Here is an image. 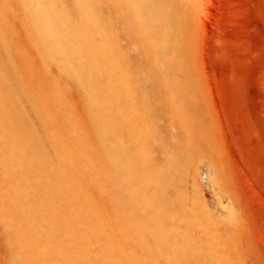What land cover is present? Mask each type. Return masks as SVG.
Segmentation results:
<instances>
[{"label": "rangeland", "instance_id": "1", "mask_svg": "<svg viewBox=\"0 0 264 264\" xmlns=\"http://www.w3.org/2000/svg\"><path fill=\"white\" fill-rule=\"evenodd\" d=\"M77 1L84 3L19 0L17 14L14 5L8 19L2 15L10 28L15 27L12 35L27 40L31 56L26 57L34 61V68L40 67L48 77H61L63 98L49 111L46 122L52 125H46L22 95L0 107V151L3 138H25L36 132L39 152L45 154L40 165L37 160L28 166L26 156L37 151L15 148L7 153L12 165L0 164V264H71L65 257L77 259L78 264H106V254L100 249L108 240L115 245L112 260L118 264H264V0H166L173 23L162 25L164 35L152 45L161 58L158 64L152 54H145L150 45L142 37L153 27L143 25V18L136 19L139 0H95L93 17L100 32L91 33L89 39L97 47H112L119 68H126L111 71L101 58L92 69L100 73L94 92L83 77L91 68L82 65L77 44L61 18L52 14L64 9L71 22L77 23ZM33 17L48 21L55 31L49 30L53 36L45 42L53 50L50 55L34 47ZM2 30L0 25V34ZM8 42L0 35V64L11 59ZM4 74L0 66V77ZM11 87L12 92L16 90V85ZM32 90L35 99L43 102L55 86L47 82ZM107 94L129 99L142 121L144 109L156 107L153 136L144 143L145 154L143 139L129 149L134 159L120 151L119 134L112 132L111 120L97 122V131L88 128L91 134H104L106 141L99 147L107 157L114 152L121 164L130 163L133 167L128 171L83 162L93 157L87 148L90 144L83 139L87 131L83 124L90 111L94 120L99 115L97 110H88L89 102H100ZM159 94L172 104L175 117H165L160 111ZM196 129L198 134L201 129L197 158L185 165L180 155L189 152L186 138L196 134ZM53 142L61 145L59 150ZM96 154L105 158L100 151ZM144 166L160 174L168 171L171 189L167 226L172 229L163 230L167 235L150 230L157 239L166 240L150 248L143 245V227L149 228L154 216L148 213L143 220V185L137 189L138 177L129 179L134 172L143 175ZM55 167L68 169L89 199L93 198L82 215L76 214L75 195L51 184ZM111 169L118 178L112 177ZM145 187L152 190L156 182ZM117 209H123L122 228L117 222L106 224L110 214L101 215ZM60 211L72 227L56 226L51 235L44 236L46 244L36 241L33 231L42 228L45 219L59 217ZM128 212L142 228L140 236L128 226ZM63 241L68 245L61 248Z\"/></svg>", "mask_w": 264, "mask_h": 264}, {"label": "bare ground", "instance_id": "2", "mask_svg": "<svg viewBox=\"0 0 264 264\" xmlns=\"http://www.w3.org/2000/svg\"><path fill=\"white\" fill-rule=\"evenodd\" d=\"M44 1L46 4H48V0H44ZM109 1L111 2V0ZM117 1L119 2V0ZM121 1L128 2L130 0H121ZM76 4H77L76 6L78 7L79 14H80L79 15L78 13H76L77 15H79V21L78 22L76 21L77 23L71 22L70 18L68 17L67 11H64V9L63 11H61V13L57 12V13H52V14H55L57 17L59 16L61 18V21L64 23V28L71 34V40H73V42L77 44L79 48L78 49L79 54L82 55V65L87 66L88 68H91V70L86 72L83 75V77H84V81L88 85L87 86L88 90L93 91L95 84L97 83V80L99 79L100 73L92 69H96V65L101 58L106 60L111 71L120 70L121 68L124 67L123 66L124 64H122L123 67L119 68V65H120L118 63L119 60H118V57L116 56V53L112 51L111 49L112 47L110 48V50L107 47H104V48L97 47L89 39V37L91 36V33H94L97 30H99L100 32L99 22L97 21V19H94L95 0H84V3L77 1ZM18 5H19V0H0V25L3 27L2 31H4V32L1 31L2 34L0 35L3 39L10 41L8 43H9V47L11 50V59L8 60L6 58L0 64L1 68L3 69V72H5V74L2 77H0V107H4L6 104L10 102H14L16 98L22 95L27 98L28 102L30 103V106L32 105L33 110L36 111L40 116H42L43 120L42 119L41 120L44 121L46 125H52L53 122L51 121L46 122V120H47V116L50 115V112H49L50 109L59 105V103L62 101L63 91L60 88V85H61L60 82H62V80L60 76L54 77L53 75H50L51 77H48L49 74H47L46 71L42 72L41 68L38 66L34 68V65H35L34 61L32 63V61L28 60L26 57V56H31L29 55L30 45L27 43V40L24 39L25 38L24 36L22 38L21 35H17L16 32L14 36L12 35L11 29L13 28L15 29V27H13L14 25L12 24L13 28H10L9 24L11 23L8 21H5L3 16L4 14L8 15L9 14L8 12H10L13 6H14L13 9H15V11L14 10L13 11L17 14L16 9L18 8ZM134 14L138 21L139 19L143 18V25H146V26L148 25L149 27H153V30H151L152 32L147 30L145 35L142 38H143V41L147 43V45H150L149 51L146 52L145 54L147 53H149L150 55L152 54V56H154L155 58L156 64H158L161 61V58L158 55H156L155 51L152 48V45L154 42L157 41L158 37L164 35V26L162 25L167 26L173 23L171 11H166V0H139V4L136 5ZM8 17L9 15L6 18L8 19ZM96 18L98 17L96 16ZM30 22L34 27L32 30V33L33 32L36 33V36H37V41L34 43V47L38 50H44L45 53H48V54L52 53L53 50L48 48L47 47L48 45L45 44V42L50 41L49 38L53 36L49 33V30L52 33H55L51 24L48 21L46 23L44 20L37 19L35 17H33ZM21 47L23 48L21 49ZM71 54H73V52L71 53L68 52V55H71ZM30 67L33 69H31ZM125 68L126 67H124V69ZM59 80L61 81L59 82ZM9 82H11L10 83L11 85H16L15 91L12 92L13 88L11 87ZM47 82H50L51 84L53 83V85L55 86V91L52 95L45 98L43 102H38L34 97L32 88L41 87L43 86L44 83H47ZM125 84H126V81H125ZM70 85L72 86V84ZM74 86L75 88L78 89L77 85H74ZM120 86H124V84L121 83ZM116 91H117L116 89L112 90L113 93H115ZM183 94H186L189 97L188 91H184ZM158 99H159L158 108L160 109V111H162L163 115L165 117H168V116L175 117V115L173 114L172 104H168L167 97L165 95L159 94ZM166 107H168V110L166 109ZM155 108L147 107L146 109H144L145 114L143 115V121H142V116L139 110L136 108L134 103H132L127 98H123L116 94H107V96L100 102L90 101L88 110H97L99 112V115H98V119L94 120L92 118V115H90L91 114L90 113L91 111H90L88 113L89 119L87 120V123L83 124L87 126V131L85 133L86 135L85 138L83 137L82 138L88 141L91 147L87 146V148H89V150L93 154V157H86L83 160V162L85 164L91 162L97 165L99 168H103V169L109 168L111 165H113L116 167H120L124 171L131 170L133 166L131 167L130 163H127V165L121 164L118 158L117 159L115 158L116 155L114 152L109 157H107L106 151L100 148L103 145V143L106 141V139H104V134H98V135L91 134L88 128H92L95 131H97L96 130L97 122L104 124L105 121L111 120L114 126V128H112V132L119 134V141L121 144L120 151L123 153V156L125 155L124 153L130 154L129 149L136 148L142 139H143V153L145 154L144 143H146L147 140L153 136V132H154L152 119L155 116V112H156ZM85 112L86 111L83 110L82 112L83 116L85 115ZM63 127H64L63 124L59 125V128L62 129ZM13 131L14 130H12V132ZM200 134H201V129H200L199 134L196 129V134L189 135L186 138L187 150L189 152L191 151L195 153V155L193 156L192 154L191 156L189 152H183L180 155L181 156L180 161L184 163L185 165L191 163L194 160V158H197L196 148L198 150L200 146V142H201ZM38 135L39 133L37 134L36 132H34L31 136L25 137V138L15 139L12 136L3 138L2 140L3 150L0 151L1 152L0 164H3V165L11 164L12 165L13 160L11 159L10 155H8L7 153L15 150V148H23V147L37 151V153L26 156V161H27L26 164L28 166L34 161L36 162L37 160L38 161L42 160L45 157L44 156L45 154H43L42 152H39L40 150L38 148V145L40 144V141L38 139ZM78 141L79 143H83L80 140V138H78ZM41 142L43 143V141ZM52 144L57 150H59V147L61 146L59 143L53 142ZM97 151L102 152L105 158L97 157V154H96ZM130 155L134 159V156L132 154ZM40 164L41 162L39 163V165ZM71 168L69 166V169ZM67 170L63 167L56 168L55 170H53L52 175L54 176V179L51 184L55 186L60 192L73 193L75 195L74 199L76 203L78 204V208L75 210L76 214L82 215L85 207L91 204L89 202L93 198L89 199L88 194H86L79 186L77 178L72 177L69 171ZM111 170L113 172L112 177L118 178L119 174L115 170L113 169ZM129 174H131L132 176L133 173H129ZM133 177H138L139 179V182L137 181V186H136L137 189L141 188V185H143V220L148 219V217H146L148 213H150L148 214V216L152 215L151 218H153L154 216V219L152 220V223H150L149 228L143 227V245L150 248L154 246L156 242L165 243L166 242V240H164L165 238H163V240L157 239V237L154 236L155 234H152L150 230H153L154 232H158V231L164 232L163 231L164 229L166 231H169L172 229V227L171 229H169L170 227L167 226V222H168L167 219L170 218L171 209H172V207L170 208V204L168 203V200H167L168 198L167 194L171 190L170 184H169V173L168 171H165L164 173H161V174L156 173L152 169L151 166H144L143 175H140L137 173L135 174L134 172L132 179L130 178V176H129V179L133 180ZM130 180L129 182H131ZM152 180L156 182V187H154V189L152 190L151 189L146 190L145 185L150 183ZM43 208L41 209V211L44 212ZM60 213L61 211L59 212V214ZM122 213H123V209L122 210L117 209L115 211L106 210L105 212L101 213V215L107 216L110 214L106 224L110 225L113 222H117L118 224H120L122 228V222H121ZM128 216L130 218L128 226H131V225L133 226L132 233H135L138 236H140L138 232L142 231V228L139 226V224H136L130 212H128ZM172 221H173V218H172ZM56 226L70 228L72 227V224H69L66 216H62V214H60L59 217H57L54 220L47 218L43 222L42 228H39L33 231V234L36 238L35 240L38 242L40 241L41 243H45L46 237L44 236L48 232H49V235H51L53 233V230L56 228ZM160 235L162 236V234ZM93 237H96V236H93ZM65 245H68V244L64 243L63 241L61 243V248H63ZM77 245L79 246L78 249L81 250L82 247L78 243ZM114 246L115 245L113 244V242L111 240H108L105 246L103 247V249L102 248L100 249V253L103 252L104 254H106L105 255L106 256L105 260L107 261L106 264H118L117 261L112 260V256L116 252V249ZM65 261L71 264L79 263L77 259L69 260V257H65Z\"/></svg>", "mask_w": 264, "mask_h": 264}]
</instances>
